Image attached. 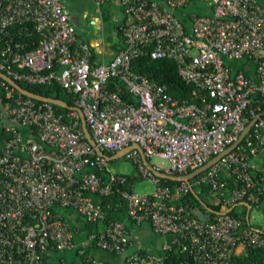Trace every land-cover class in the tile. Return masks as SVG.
Wrapping results in <instances>:
<instances>
[{
	"label": "built area",
	"instance_id": "2783aa9c",
	"mask_svg": "<svg viewBox=\"0 0 264 264\" xmlns=\"http://www.w3.org/2000/svg\"><path fill=\"white\" fill-rule=\"evenodd\" d=\"M93 1L102 17V4L108 0ZM193 1L120 0L127 16L120 25L125 45L110 58L92 62V47L78 39L62 0H0V70L28 83L57 80L75 92L76 105L82 107L93 137L105 151L138 142L149 158H169L168 168H158L187 173L224 151L257 116L243 140L195 181L161 185L138 149L125 154L138 160L143 174L157 185L146 194L122 191L130 217L148 222L164 235L174 234L161 248L169 251L178 244L183 258L176 262L169 253L152 251L137 242L125 221H115L82 240L78 264H112L89 254L88 240L117 252L120 264H249L236 256L247 254L249 245H264L263 231L239 230L242 219L225 208L213 218L200 219L187 204L174 202L194 183L227 186L228 179L218 176L221 170L240 182L226 207L244 197L258 201L264 189L250 170L251 158L264 150V112L253 106L255 96H264V4L198 0L207 1L209 13L192 10L184 22L179 10ZM77 41L81 51L73 46ZM142 53L174 59L201 101H179L165 84L134 70L132 60ZM244 55L256 63L257 79L243 70L233 72L224 63L225 57ZM115 77L133 100L123 96L121 86L110 88ZM6 82L2 80L13 101L0 99V123L4 121L11 133L0 149V264H45L50 250L78 245L62 210L73 207L87 219L103 218L106 211L88 190L109 193L116 177L106 182L88 169L111 170L109 160L98 155L84 136L76 110L64 115L52 103H36ZM16 124L29 127L25 141Z\"/></svg>",
	"mask_w": 264,
	"mask_h": 264
},
{
	"label": "trees",
	"instance_id": "16d2710c",
	"mask_svg": "<svg viewBox=\"0 0 264 264\" xmlns=\"http://www.w3.org/2000/svg\"><path fill=\"white\" fill-rule=\"evenodd\" d=\"M260 1L262 4H264V0ZM209 8H211V6L207 3V1L194 0L190 4V6H184L182 9H180L179 14L184 22H188L190 20L189 14L192 10L198 14H205L209 13ZM101 10L103 22H108L112 25L113 32L108 36V39L112 41L113 48L115 51H117L125 45V37L123 36L122 30L120 28V25L127 19L124 7L121 4L116 3L114 0H108L102 4ZM116 10H121L124 15L116 18ZM182 10L185 11L186 14L183 15ZM73 46L76 47V44L74 43ZM97 55L98 53L93 50L92 62L97 61ZM224 63L226 65H230L233 69V72L243 70L247 76L257 79V66L254 60L249 55H244L239 58L225 57ZM132 67L134 70L146 74L151 79L165 84L167 86L168 92L179 101H187L188 103L201 101L199 95L194 92L195 85L191 82L186 81L181 76V74L179 73L177 62L174 59L166 57L153 58L147 53H142L136 55L133 58ZM113 79L114 80L111 82L110 88L117 89L118 86H121L125 90V92H123V96L127 99L133 100V95L126 89L123 81L117 77ZM2 80L3 79L0 77V99H10L13 101V97L7 95V88L2 83ZM16 80L24 87L32 91L44 95L59 97L66 100L70 105H76L78 97L77 94L75 92L68 91L57 80H52L45 83H28L21 79ZM5 84L11 87L9 83L6 82ZM13 92L15 94H18L17 90H14ZM200 92H202L201 89L198 90V93ZM23 96L28 98L27 95ZM33 100L36 103L44 102L35 98H33ZM52 105L57 112H62L64 115L67 112L71 111V109L68 107L60 106L54 103H52ZM253 106L257 108L258 112H264V96H255ZM76 119L78 120L79 126L81 127L80 118L76 117ZM66 120L68 121L69 118H66ZM16 126L22 132V140L25 141L26 138L30 136L29 127L21 124H16ZM10 134L11 133L7 130L4 121H2L0 123V149L3 145L4 139ZM106 152L110 155L115 153V151L111 150H106ZM94 156H96V154H94ZM123 157L131 159L132 163L135 166V172L112 171L109 169L107 170V168L100 169L98 167H88V169H94L95 171H97V173L100 174L106 182H112V175H115L116 177V180H114L112 184V191H110L109 193H101L98 191L96 192L88 190V194L93 197L95 202L102 205V207L106 211V214L101 219L91 220L85 218L73 207L63 209L62 212L69 222V227L74 234V240L78 245L68 249L66 248L55 251L50 250L45 254V264H78L79 248L80 243L83 239L89 238L92 233L99 232L110 222L125 221L127 223V220L131 218L128 212V201L127 198L123 195L122 191H135V184L138 178L145 175L140 168V162L138 160L127 155H124ZM118 158L110 160L109 164ZM250 170L254 178L263 185V172L261 170H253L251 167ZM190 171L192 170L190 169L188 172ZM230 174L231 173L227 172L226 170H221L218 175L221 179H228L227 186L216 189L207 182L194 183L192 189L189 188L187 191L182 192V194H180L179 197L174 200V202L178 204H187L188 208L191 210L192 215L200 219L213 218L219 211L223 210V208H226L224 204L228 202L227 200L232 195L233 189L240 185V182L235 179V176ZM197 177L198 175L194 176L192 178V181H195ZM159 180V184L161 185L175 186L176 184L181 183V180L165 178L162 176H159ZM245 201H249L251 203V207H260L264 211V189L260 194V198L258 201L248 200L247 197H244L239 198L235 202L229 204V206H231V209L228 211V213L242 219L239 230H242L245 227H250L248 226L247 221V211L249 209V206L245 203ZM131 221L136 222L134 219H132ZM150 227L152 228V226ZM173 236L174 234L172 233L165 234L167 240H171ZM151 250L162 254L169 253L170 258L176 260V262L184 257V254L179 250L178 244H173L172 248L169 251H165L164 249L157 247H151ZM87 251L94 257L109 260L112 264H120V256L117 252L98 246L95 240H88ZM99 251H101L102 254H99ZM246 251L247 254H240L236 256L237 259L249 264H264V245H249L247 246Z\"/></svg>",
	"mask_w": 264,
	"mask_h": 264
},
{
	"label": "crops",
	"instance_id": "0c3cea01",
	"mask_svg": "<svg viewBox=\"0 0 264 264\" xmlns=\"http://www.w3.org/2000/svg\"><path fill=\"white\" fill-rule=\"evenodd\" d=\"M65 7L69 10L72 23L76 28L77 37L80 41L89 43L93 50H95L98 55L97 58L100 59L103 56L110 58L113 56L115 50L112 45V41L108 39V34H112L110 28H107L103 22L102 17L96 9V5L93 0H62ZM116 3L120 4V0H114ZM124 13L121 12L122 16ZM117 14H115V17ZM76 48H79V41L76 43ZM80 49V48H79ZM81 50V49H80ZM154 163V162H153ZM155 165H158L154 163ZM251 168L253 170H261L263 172L264 178V150H261L255 157L251 158ZM112 170V169H111ZM113 171V170H112ZM249 206V205H248ZM131 219V218H130ZM132 220V219H131ZM247 221L248 226L256 228L264 232V211L260 207H251L247 211ZM128 222V220H127ZM133 226L128 223L127 226L136 237L137 242L143 244L144 246L161 248V244L166 239L163 235L161 239H148L140 236L135 229L140 230L145 233L149 228H151L148 222H132ZM161 238V237H160ZM165 238V239H164ZM99 254H102L99 251Z\"/></svg>",
	"mask_w": 264,
	"mask_h": 264
},
{
	"label": "water",
	"instance_id": "95a60500",
	"mask_svg": "<svg viewBox=\"0 0 264 264\" xmlns=\"http://www.w3.org/2000/svg\"><path fill=\"white\" fill-rule=\"evenodd\" d=\"M0 77L6 80L8 83L13 85L18 91L21 93L35 99H39L45 102H50L54 103L60 106L68 107L72 110H76L80 116L81 119V126L82 130L84 132V136L87 138V140L91 143V145L95 148V151L98 155H101L108 159L109 161L118 157H123L129 150L136 148L141 154L142 161L144 164L156 175L162 176L165 178H172V179H177V180H185L188 182H191V179L200 174L201 172L205 171L213 162L218 160L220 157L225 155L228 151L231 149L235 148L244 138V136L247 134V132L252 128L253 124L255 123L257 116L254 117L245 127V129L241 132L240 136L238 139H236L230 146H228L224 151L216 155L214 158L206 162L205 164L201 165L200 167L187 172V173H173V172H168L167 170H163L158 168L151 160L150 158L145 154L144 148L138 143H132L130 145L124 146L123 148L117 150L114 154L110 155L107 153L104 149H102L95 138L93 137V134L91 132V129L87 123L84 111L82 107L78 105H70L66 100L59 98V97H54V96H49V95H44L35 91H32L26 87H24L22 84H20L15 78L7 74L6 72L0 70ZM245 203L249 206H251V203L249 201H245ZM231 206L226 207L225 210H230Z\"/></svg>",
	"mask_w": 264,
	"mask_h": 264
},
{
	"label": "rangeland",
	"instance_id": "374dc122",
	"mask_svg": "<svg viewBox=\"0 0 264 264\" xmlns=\"http://www.w3.org/2000/svg\"><path fill=\"white\" fill-rule=\"evenodd\" d=\"M116 14H117L116 18H119L121 15V10H116ZM104 24L107 28H110L111 32H113L111 23L106 22ZM108 35H111V34H108ZM150 160L164 168H168L170 165L169 158L162 156V155H153ZM109 167L113 171L135 172V166L132 163L131 159L124 158V157H119L115 161L111 162ZM156 186H157L156 183L150 177L142 176L138 178L135 184V190L136 192L140 194H146V193H149L155 190ZM127 223L130 226H133V223L130 218L128 219ZM136 231L138 232L140 236H143V238L157 239V240L158 239L162 240L163 238V235L161 233L153 230L152 228H149L145 233H142L140 230H137V228L135 229V232Z\"/></svg>",
	"mask_w": 264,
	"mask_h": 264
}]
</instances>
